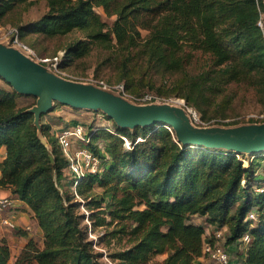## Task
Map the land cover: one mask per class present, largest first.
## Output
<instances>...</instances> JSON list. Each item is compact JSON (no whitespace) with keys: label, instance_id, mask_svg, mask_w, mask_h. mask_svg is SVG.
Returning <instances> with one entry per match:
<instances>
[{"label":"trees","instance_id":"1","mask_svg":"<svg viewBox=\"0 0 264 264\" xmlns=\"http://www.w3.org/2000/svg\"><path fill=\"white\" fill-rule=\"evenodd\" d=\"M34 1L0 0V27L16 28L21 40L31 33L52 38L82 32L66 46L60 67L88 54L93 44L126 53L139 48L150 67L181 71L171 94L198 109L202 119L224 116L234 98L227 87L249 78L264 102V37L257 25L263 0H45L47 11L37 20H6ZM141 30L148 31L144 39ZM195 52L207 55V62L190 73L185 64ZM20 96L0 85V149L6 150L0 187L29 207L43 245L29 238L14 264H103L87 232L111 226L105 235L127 244L109 254L116 264H146L158 255H164L161 264H203L198 259L209 258L205 244L215 243L222 227L230 264H264V191L256 188L264 177L255 174V161L245 168L232 151L184 145L167 124L114 126L113 133L95 128L83 146L98 156L101 172L83 176L72 190L68 160L51 134L55 116L41 114L36 125L29 111L35 103L19 106ZM95 186L101 192H93ZM207 226L216 230L209 235ZM246 234L248 242L242 240ZM9 259L1 240L0 264Z\"/></svg>","mask_w":264,"mask_h":264},{"label":"rangeland","instance_id":"2","mask_svg":"<svg viewBox=\"0 0 264 264\" xmlns=\"http://www.w3.org/2000/svg\"><path fill=\"white\" fill-rule=\"evenodd\" d=\"M46 11L47 7L45 0H36L31 5H20L15 12L8 15L6 20H9L11 24L35 21ZM97 12L100 14L102 20L108 22L109 24L112 22L113 17H106L101 9H97ZM5 30L6 27H0V47L6 46L7 48H12L28 58L24 52L5 43V39H3ZM147 33V30H141V39H144ZM81 37H83V34L78 31L52 38L42 37L31 33L26 35L22 40L29 45L38 56L49 57L54 56L57 52H64L69 43ZM138 49L139 48H135L126 53L117 49L115 46L104 48L100 45L93 44L88 54L78 60H75V62L71 64L66 66L62 65V68H64V70L73 77L79 79L73 80L75 82H81L80 79L92 78L95 80H101L108 86L121 84L124 86V91L126 90L125 84L131 83L132 85L130 90L125 91L128 97H124L122 94L115 91L110 92L122 100L138 105L141 103L134 102L130 97H139L145 93L157 96L161 99V102L156 104L168 103L170 105L179 106L185 111L190 121L192 117L191 112H195L198 117V121L191 123L196 127H221L232 129L244 126L248 127L261 125L264 123V102L259 91H257V87L252 83L253 78L246 79L240 83H232L227 87V92H233L234 98L232 99L230 106L225 110L224 116H207L208 118L202 119L201 113L198 109L194 106H188L183 98H178L171 94L177 86L174 84H177L181 80V71H164L162 68L156 69L154 67H150V64H148L147 60L143 55H141ZM28 59L35 62L31 58ZM205 62H207V55H201L200 53L195 52L191 60L185 64V68L190 73H196L201 68L206 66ZM0 85L7 88L10 86L2 78H0ZM159 93L161 95H159ZM165 93L171 95L166 96ZM221 98L222 96L217 97L216 102H219ZM32 101H34V99H32ZM27 103L28 101L25 102L23 99L19 100V106H27ZM54 104L63 105L59 102H54ZM214 107L215 105L207 108L208 115L214 113ZM72 108H74L81 116L79 123H83L87 127L88 131L89 129L93 130L95 128H103L114 132V126H117L115 122L101 110H88L77 107ZM99 145L103 150L104 143L101 141L99 142ZM262 154H264V151L260 154L254 155L249 153H240L237 155L241 159V163L245 168H247L252 161H255L253 165L255 174H257V176L264 177V157H261ZM259 186L263 187L264 182H261L256 186V188ZM93 192H101V188L95 186ZM81 200L82 199L80 197L77 198V201L80 202ZM78 212L84 214L86 217L89 214L88 210L84 209L82 206H80ZM194 221L202 223L203 219L195 218ZM84 224L90 226L89 220L85 219ZM207 227L209 235L216 230L211 226ZM112 229V226L107 228L100 227L87 232V237L92 241L94 249L101 254L100 260L103 264H116L109 258V254L116 252L127 245L124 238L122 240H116L105 235L107 231H111ZM220 231L222 235H225L227 232L226 227L220 228ZM224 242L225 241L222 238L219 240V244L226 248ZM230 257L232 260L235 258L234 254H230ZM163 258L164 255L155 256L146 264H161ZM204 259L205 264H217L207 257H204Z\"/></svg>","mask_w":264,"mask_h":264},{"label":"water","instance_id":"3","mask_svg":"<svg viewBox=\"0 0 264 264\" xmlns=\"http://www.w3.org/2000/svg\"><path fill=\"white\" fill-rule=\"evenodd\" d=\"M264 4V0H263ZM0 78L18 94L36 98L29 111L38 125L41 114L53 110V102L88 110H101L118 127L169 125L178 142L189 147L223 148L236 154L264 151V123L237 128L196 127L176 105L133 104L91 84L67 80L48 72L16 50L0 47Z\"/></svg>","mask_w":264,"mask_h":264},{"label":"built area","instance_id":"4","mask_svg":"<svg viewBox=\"0 0 264 264\" xmlns=\"http://www.w3.org/2000/svg\"><path fill=\"white\" fill-rule=\"evenodd\" d=\"M257 25L261 28L264 37V14L260 17ZM5 39V43L9 46L15 47L18 50L24 52L28 58L33 59L36 63L43 66L46 70L50 71L54 75L67 79V80H79L73 77L71 74L66 72L64 68L60 67V61L62 60V56L64 52H57L54 56L42 57L38 56L36 52L25 42H23L18 35V31L16 28L7 27L3 36ZM80 83L83 84H91L98 88L107 91H115L119 94H122L124 97H128L124 91V87L121 84H117L115 86H108L101 80H95L92 78L80 79ZM136 103L141 104H150V103H160L161 99L157 96H153L151 94H143L139 97H130ZM190 111V110H189ZM191 122L198 121V117L195 112H191ZM193 118V119H192ZM109 131V130H108ZM112 132V131H109ZM113 133V132H112ZM90 138L88 134L87 127L82 123H77L74 125H69L61 128L56 133L57 142L68 160V166L65 170L66 175L72 179L73 183L71 186L72 190H75L77 184L80 179L87 174H96L100 173V159L98 156L94 154L91 150L83 146ZM124 139V145L127 149L132 148V144L126 139ZM139 140V139H138ZM131 144V145H130ZM99 148L101 146L98 144ZM102 149V148H101ZM237 158L241 161L238 155ZM264 191V186L261 188ZM12 208V200L8 196L0 195V213L4 211H8ZM250 219L254 218L253 212L248 214ZM1 223L8 226L11 229L15 228V224L8 218L2 217ZM215 243L213 244H205L203 253L208 256L210 259H213L218 264H230L229 263V255L228 252L223 248L222 245L219 244V240L222 238V233L220 231H216L214 233ZM244 242L249 241V236L246 234L242 238Z\"/></svg>","mask_w":264,"mask_h":264},{"label":"crops","instance_id":"5","mask_svg":"<svg viewBox=\"0 0 264 264\" xmlns=\"http://www.w3.org/2000/svg\"><path fill=\"white\" fill-rule=\"evenodd\" d=\"M20 99H23L25 102L28 101L27 105L32 104V102H35L36 104V98L20 96L16 98V103L18 105ZM32 99H34V101H32ZM49 114L51 116H55L56 118L51 125V134L54 135L65 126L79 123L81 118V116L75 111L74 108L67 105L55 106L54 104V108L49 112ZM5 153V148H1L0 159L4 158ZM0 195L8 196L12 200V208L8 211L1 212L0 220L2 217H8L15 224V228L11 229L8 226L2 224L0 221V242L1 240L6 241L10 249V259L8 261V264H14L16 257L19 255L22 248L26 245L29 238L35 240V242L40 247L43 245V233L38 226L37 221L32 216L31 210L24 202L13 196L6 188L0 187ZM18 231H22L24 233L16 234V232ZM198 260L205 264L204 258H199Z\"/></svg>","mask_w":264,"mask_h":264}]
</instances>
